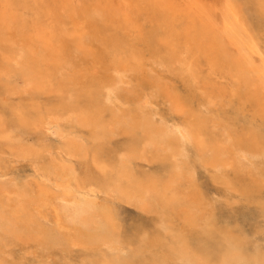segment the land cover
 <instances>
[{"label":"bare ground","instance_id":"6f19581e","mask_svg":"<svg viewBox=\"0 0 264 264\" xmlns=\"http://www.w3.org/2000/svg\"><path fill=\"white\" fill-rule=\"evenodd\" d=\"M0 264H264V0H0Z\"/></svg>","mask_w":264,"mask_h":264},{"label":"rangeland","instance_id":"374dc122","mask_svg":"<svg viewBox=\"0 0 264 264\" xmlns=\"http://www.w3.org/2000/svg\"><path fill=\"white\" fill-rule=\"evenodd\" d=\"M24 163V164H23ZM22 164V165H21ZM26 164V165H25ZM18 167H20L19 169H21V170H27L26 168H27V163L25 162V161H23V162H19L18 164ZM22 166H23V168H22ZM123 211L126 213V214H130V213H133V212H135V210L133 209V208H131L130 206H127V205H125V206H123Z\"/></svg>","mask_w":264,"mask_h":264}]
</instances>
